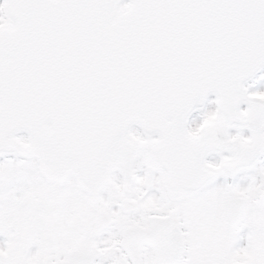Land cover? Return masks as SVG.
<instances>
[{
  "label": "snow or ice",
  "instance_id": "obj_1",
  "mask_svg": "<svg viewBox=\"0 0 264 264\" xmlns=\"http://www.w3.org/2000/svg\"><path fill=\"white\" fill-rule=\"evenodd\" d=\"M0 264H264V0H0Z\"/></svg>",
  "mask_w": 264,
  "mask_h": 264
}]
</instances>
